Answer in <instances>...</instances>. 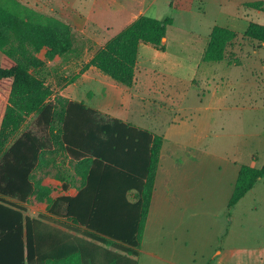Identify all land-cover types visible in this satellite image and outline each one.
Returning a JSON list of instances; mask_svg holds the SVG:
<instances>
[{
  "label": "trees",
  "instance_id": "16d2710c",
  "mask_svg": "<svg viewBox=\"0 0 264 264\" xmlns=\"http://www.w3.org/2000/svg\"><path fill=\"white\" fill-rule=\"evenodd\" d=\"M244 7L264 12L262 1ZM172 22L171 16L138 17L82 71L94 67L131 87L139 45L164 51ZM244 36L264 44V25L249 22ZM235 38L232 29L213 26L202 60L227 61ZM42 49L46 60H68L75 52L71 26L19 0H0V89L6 91L0 109V264H137L162 136L118 118L104 120L84 101L62 95L51 100L42 75L46 60L37 55ZM31 114L43 134L25 131L13 139ZM35 172L60 181L63 191L77 185L78 192L52 198L53 189ZM263 177L264 163L241 165L228 207ZM30 198L45 203V212L29 216Z\"/></svg>",
  "mask_w": 264,
  "mask_h": 264
},
{
  "label": "rangeland",
  "instance_id": "374dc122",
  "mask_svg": "<svg viewBox=\"0 0 264 264\" xmlns=\"http://www.w3.org/2000/svg\"><path fill=\"white\" fill-rule=\"evenodd\" d=\"M19 1L43 14L65 21L73 31L75 52L70 55L68 60H62L58 56L53 60H46L45 49L37 54L40 59L46 60L42 75L46 84L53 91L50 99L53 100L55 95H62L70 100L84 101L93 108L106 107L109 97L112 96L114 99L116 93H119V88L114 87L112 91L108 89L109 97L106 98L105 88L109 87L110 83L114 84L115 82L94 67H89L85 71H82V68L89 62L92 55L111 39V34H114L116 29L112 33L107 19L97 20L95 18V20H88V18L76 17L77 11H86L92 0ZM223 1L225 2L223 3ZM256 1L260 0H183V7L197 12L177 16V37L172 35L168 44L187 45L186 40L189 39L187 36L189 31L206 34L205 27L209 26L206 14L211 15L218 11L219 6L229 8V16L227 14L222 15L219 24H224V27L231 28L236 32V38L227 49L226 59L232 63L238 60L235 57V49L238 50V47L264 45L244 36V30L249 22L264 25V12L244 7L247 2ZM71 3H73L74 10L69 9ZM159 3H162V1L159 0ZM177 3L179 5L181 0H177ZM181 7L182 5L179 6V8ZM160 8L162 10H156L157 14L150 12V17L151 15H156L159 18L161 16L172 17V11L169 10L168 12L164 4H161ZM164 11L168 13L165 14ZM249 12L251 13L248 15ZM204 13L206 14L202 15ZM97 22H99L98 25ZM260 53L264 60V46ZM160 62L158 61L159 64ZM209 63L210 65L217 64V62ZM262 67L263 71L261 70L260 74L251 80H249L250 75L246 69L237 70L241 87L249 81L252 82L253 80L255 82L253 85L255 86L253 88L255 93L252 96H247L250 98L245 99L244 104L248 103L249 100L257 101L258 104L246 105L248 107H259L260 104L264 106V66ZM171 68L172 66H168L167 70H171ZM114 85L116 86V84ZM2 86V88L6 87L5 85ZM162 86L164 89L163 92L160 91L162 95L159 96L158 102L164 100L176 101V84L169 80L163 82ZM244 88L247 91L250 89L249 86H244ZM195 90L197 97L193 100L197 103V100L203 98L202 85H195ZM151 94L154 96L159 95L157 92ZM5 96V89H0V109L4 106ZM240 100L242 101V99ZM261 100L262 103H260ZM152 104L150 107L145 108L146 113L136 114V108L133 107L130 117L126 115L127 119L131 122L134 120L142 126H149L152 130V125H154L152 116L156 114L154 111L159 109V107ZM99 113L104 120L111 117L104 112L99 111ZM163 113L167 118L172 116L169 110ZM244 115L240 116L237 121H231L229 123L230 127L223 130L215 129L210 137L197 145L198 152H195L198 157L197 160L194 159L192 162L186 163L183 162L184 160L178 162L177 160L176 162L167 160L170 167L165 188L169 187L170 192H168L167 197L169 200H160L157 203L158 210H155L154 206L155 211L153 210L154 212L151 213L148 232L142 236L144 241L140 247L137 264H206L214 250H219L222 247H230L235 244L252 246L257 243L264 244V202L259 205L257 210L250 209V203L248 202L242 206H237L233 214V221H231L230 216L223 212V204L229 195V175L218 170L220 163L217 160L212 157L206 158L208 156H202V152H199L205 151L215 156L231 157L238 150L242 151L238 154L241 159L248 154H255L257 167H260L264 163V108L262 107L260 112L245 110ZM157 116L158 114L155 115L156 118ZM174 116L177 118L176 114ZM187 116L188 120L193 118V121L192 125L186 123L184 126L186 129L181 134L182 141L186 140V135L189 137L199 130V125L196 122L197 114L191 112ZM237 116L238 112L235 118ZM253 116L256 117L254 118L255 121H253ZM35 118L34 114L29 115L13 139H16L25 131L42 135L43 131L35 125ZM167 126H170V124L165 123V127ZM157 132H159V129H157ZM239 134H242V136H239ZM174 136L177 138V130H170L167 134V138ZM171 147L176 152L175 157L177 158V146L171 145ZM48 171L54 172L52 168H49ZM34 174L36 177L42 178L44 185H50L53 189L51 193L53 198L58 196L61 192L58 181L51 176H44L43 172H35ZM160 178L161 175L159 174L157 183ZM256 187V196L264 199V177L258 181ZM178 191L182 193H177ZM26 207L28 209L27 214L36 217L45 211L46 204L36 202L34 198H30ZM149 252H153L159 257H154Z\"/></svg>",
  "mask_w": 264,
  "mask_h": 264
},
{
  "label": "crops",
  "instance_id": "0c3cea01",
  "mask_svg": "<svg viewBox=\"0 0 264 264\" xmlns=\"http://www.w3.org/2000/svg\"><path fill=\"white\" fill-rule=\"evenodd\" d=\"M161 1L162 3H159V0H92V3L88 6V8H86V11L80 12L78 10L76 16L82 19L88 18V20H95V18H97V20L107 19L108 25L111 26L112 33L116 29L114 34H111L112 38L134 22L138 17H150V12L157 14L156 10H162L160 8L161 4L166 6L168 12L170 10L173 13V22L166 28L165 42H163L165 43V50L162 51L153 48L150 45L140 44L138 48L133 85L131 87H121V85L117 83H114L116 86L113 83H110L109 87L107 86L104 92L107 98L109 97L108 89L109 91H112V88L114 87L119 88V93H116L114 98L115 103L113 97L110 96L106 107H95L96 110L104 112L113 118L121 119L125 122L148 129L153 133L162 136V145L154 183V190L142 236L146 235L148 232V224L150 222V216L154 210V206L156 208L155 210H158L157 208L159 207L157 203L160 200H169L167 197L170 190L169 187L165 188L169 178L170 167L167 160H171L172 162H176V160L177 162L184 160L183 162L185 163L192 162L194 159L197 160L198 157L195 152H198V150L196 149V146L206 138L210 137L212 131L215 129L223 130L226 127H230L229 123L231 121H237L240 116H245V110L260 112L262 107L264 108L261 104L259 107H248L249 105H257V101L249 100L248 103L244 104V101H246L245 99L250 98L247 96L254 95L255 91L253 88H255V86L253 85L255 82L253 80L252 82L249 81L241 87L239 83V76L237 74V70L246 69L250 75L249 80H251L259 75L261 70L263 71L262 66H264V60L260 51L264 45H246L245 48L238 47V50L235 49V57L238 60H235L232 63H229L228 61H221L217 62L216 65H210L209 62H204L202 60L208 35L210 34L213 26H225L224 24H219V19L225 14L229 16V8L219 6L217 8L218 11L215 10L216 12L211 15L206 13L202 14H206V17L209 20V26L205 27L206 34L189 31V35H187L189 39H184L187 41V45H169L168 42L171 40V36L174 35L177 37V16L180 17L184 14L190 15V13L194 14L197 11L183 7V0H181L179 5L177 0ZM260 1L264 2V0ZM224 2L225 1H223V3ZM226 2L228 3V1ZM72 4L73 3H71L69 9L71 8L74 10ZM180 5H182L181 8H179ZM236 11L238 12L237 9ZM168 12L164 11L165 14ZM250 13L251 12H249L248 15ZM151 17L155 19L164 18V16L159 18L156 15H151ZM98 23L99 22H97V25ZM158 61H161L160 64ZM168 66H172L171 70H167ZM169 80L177 86V100H164L162 102H158L159 96L162 95L160 93L163 92L164 89L162 83ZM195 85H202L203 92V98L197 100V103L193 100V98L197 97ZM244 86H249L250 92L245 90ZM100 90H102V88H100ZM153 92H157L159 95L154 96L151 94ZM240 99H242V101ZM260 103H262V100ZM151 104L159 107V109L154 111V113L158 114L157 118L155 117L156 114L152 116V122L154 123V125H152V130L149 126H142L137 124L134 120L131 122V120L127 119L126 115L129 116L132 113L131 110L133 107L136 108V114L146 113L145 108L150 107ZM108 107L109 109H107ZM166 110H169L170 114H172L171 118L165 117L163 112ZM191 112H193V114H197L196 122L199 125V130L196 133H192L189 137L186 135V140L182 141L181 134L184 133L183 130L186 129L184 126L186 123L192 125L193 118L188 120L187 116V114ZM237 112L238 116L235 118ZM175 114L177 115V118L174 116ZM201 115H203V117H201ZM254 118L256 117L253 116V121H255ZM165 123H169L170 126L165 127ZM157 129H159V132H157ZM170 130H177V138H175V136L167 138V134ZM239 136H242V134H239ZM170 144L177 146V158L175 157L176 152L172 149ZM199 152H202V156H208L206 158L212 157L217 160V162L220 163L218 165V170L220 172L224 171L229 175V195L226 197V202L223 204V212H226V214L230 216L231 221H233V214L237 206H242L248 202L250 203V209L257 210L259 208V205L264 202V199L256 196V185L262 178L259 179L256 182V185H254V187L233 207H228V201L233 191L241 165L247 164L251 167L258 168L255 161V154H248L241 159L238 154L242 151L238 150L235 151L231 157L215 156L205 151ZM159 174L161 175V178L157 183V177L159 179ZM58 182L61 186V182ZM60 189L61 192L57 197H72L78 192L77 185L69 187L66 191H63L62 187ZM177 193L182 192L178 191ZM143 241L144 239L142 238L140 247L142 246ZM112 251V253L119 252L114 249ZM139 253L140 248L138 249V255ZM149 254L154 257H159L153 252H149ZM130 258L132 259V257ZM89 262L90 260H87V263ZM106 263L107 262L103 261L97 262V264ZM110 264H112V262ZM206 264H264V244L257 243L254 244V246L235 244L230 247H222L219 250H214L213 254L209 256L206 261Z\"/></svg>",
  "mask_w": 264,
  "mask_h": 264
},
{
  "label": "water",
  "instance_id": "95a60500",
  "mask_svg": "<svg viewBox=\"0 0 264 264\" xmlns=\"http://www.w3.org/2000/svg\"><path fill=\"white\" fill-rule=\"evenodd\" d=\"M162 42H165V37L162 39Z\"/></svg>",
  "mask_w": 264,
  "mask_h": 264
}]
</instances>
